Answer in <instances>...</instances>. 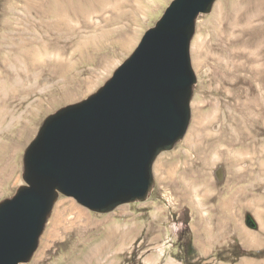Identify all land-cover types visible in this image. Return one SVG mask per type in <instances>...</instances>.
I'll return each mask as SVG.
<instances>
[{
  "label": "rangeland",
  "instance_id": "rangeland-1",
  "mask_svg": "<svg viewBox=\"0 0 264 264\" xmlns=\"http://www.w3.org/2000/svg\"><path fill=\"white\" fill-rule=\"evenodd\" d=\"M172 1L0 0V202L26 184L45 120L103 87ZM249 1L199 16L190 125L157 158L149 198L102 214L60 195L25 264H147L155 252L185 264L181 246L198 235L214 238L209 259L197 250L203 264L264 251V82L253 74L264 75V0Z\"/></svg>",
  "mask_w": 264,
  "mask_h": 264
},
{
  "label": "water",
  "instance_id": "water-1",
  "mask_svg": "<svg viewBox=\"0 0 264 264\" xmlns=\"http://www.w3.org/2000/svg\"><path fill=\"white\" fill-rule=\"evenodd\" d=\"M217 0H173L113 77L50 115L26 149L25 185L0 202V264L28 263L60 195L96 213L146 201L154 164L191 121V44Z\"/></svg>",
  "mask_w": 264,
  "mask_h": 264
},
{
  "label": "crops",
  "instance_id": "crops-1",
  "mask_svg": "<svg viewBox=\"0 0 264 264\" xmlns=\"http://www.w3.org/2000/svg\"><path fill=\"white\" fill-rule=\"evenodd\" d=\"M211 230L212 228H209L206 226V230ZM212 233V232H211ZM214 238L212 235L209 236V238H206V240H202V238L198 235L194 238V243L196 250H198L200 257L204 259H209L211 255L213 254V249L215 247ZM200 247V248H199ZM171 258V262L165 258L162 254L155 252V254H151L146 257L147 264H183L182 262L176 261L174 258ZM244 261V263H243ZM221 264H232L230 262H222ZM234 264H255L254 258L251 257H242L241 260Z\"/></svg>",
  "mask_w": 264,
  "mask_h": 264
},
{
  "label": "trees",
  "instance_id": "trees-1",
  "mask_svg": "<svg viewBox=\"0 0 264 264\" xmlns=\"http://www.w3.org/2000/svg\"><path fill=\"white\" fill-rule=\"evenodd\" d=\"M182 249L184 251V257L182 258L185 262V264H203V260L197 259V250L193 243L192 238L187 240L186 243H184L182 246ZM256 257L261 258L264 256V251L254 252V251H246L244 249H239V252H235L232 259V262H237L238 259L241 257ZM216 259L219 261H228L226 258L222 256V254H218L216 256Z\"/></svg>",
  "mask_w": 264,
  "mask_h": 264
},
{
  "label": "bare ground",
  "instance_id": "bare-ground-1",
  "mask_svg": "<svg viewBox=\"0 0 264 264\" xmlns=\"http://www.w3.org/2000/svg\"><path fill=\"white\" fill-rule=\"evenodd\" d=\"M249 1V0H248ZM250 2V1H249ZM253 5V4H252ZM257 6V5H256ZM254 7V6H253ZM250 9H251V7H250ZM249 10V9H248ZM261 10V9H260ZM254 11V10H253ZM244 13V12H243ZM262 14V13H261ZM261 16V15H260ZM247 23V22H246ZM243 33V32H242ZM253 33V32H252ZM244 35V34H243ZM253 35H254V33H253ZM255 36V35H254ZM254 36H251V37H254ZM260 37V36H259ZM260 40V39H259ZM262 41V40H261ZM260 42V41H259ZM263 43V42H262ZM255 47H256V45H255ZM260 47V46H259ZM261 48V47H260ZM252 54V53H251ZM259 54V53H258ZM254 55V54H253ZM252 58H253V56H252ZM258 58V57H257ZM260 58V57H259ZM252 60V59H251ZM257 62V61H256ZM254 76L255 75H258L257 77L259 78V80L261 81V82H264V75L262 74L261 75V73H259L258 71L257 72H255V70H254ZM253 76V77H254Z\"/></svg>",
  "mask_w": 264,
  "mask_h": 264
}]
</instances>
